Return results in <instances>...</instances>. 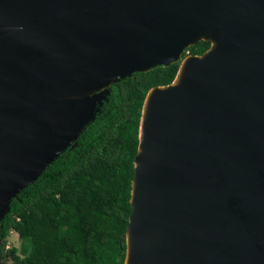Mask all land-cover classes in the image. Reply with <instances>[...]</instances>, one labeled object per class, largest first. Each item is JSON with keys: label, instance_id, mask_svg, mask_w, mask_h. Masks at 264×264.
<instances>
[{"label": "water", "instance_id": "95a60500", "mask_svg": "<svg viewBox=\"0 0 264 264\" xmlns=\"http://www.w3.org/2000/svg\"><path fill=\"white\" fill-rule=\"evenodd\" d=\"M200 40L186 79L153 88L143 147L141 119L124 264H264V0H0V224L111 84Z\"/></svg>", "mask_w": 264, "mask_h": 264}, {"label": "trees", "instance_id": "16d2710c", "mask_svg": "<svg viewBox=\"0 0 264 264\" xmlns=\"http://www.w3.org/2000/svg\"><path fill=\"white\" fill-rule=\"evenodd\" d=\"M211 47L200 40L168 66L111 84L74 145L10 205L0 224V261L10 264H124L131 186L145 99L170 86L185 57ZM11 232L18 247L6 248Z\"/></svg>", "mask_w": 264, "mask_h": 264}, {"label": "bare ground", "instance_id": "6f19581e", "mask_svg": "<svg viewBox=\"0 0 264 264\" xmlns=\"http://www.w3.org/2000/svg\"><path fill=\"white\" fill-rule=\"evenodd\" d=\"M193 63V59L191 57H185L180 64L176 79L173 83L174 86L182 83L189 71H190V67ZM122 76H114L112 78V80H117L120 79ZM107 90V85L103 84L100 85L99 87L95 88V89H87V90H76V91H71V92H67V93H63L60 94L54 98H52L49 102H47L46 104H41V106L44 105H49L52 103H56V102H65V101H80V100H84V99H89L94 95H97L100 92H104ZM159 91V89H152L146 99L145 105H144V109H143V120L141 123V137H140V142H141V147H143V145H145L146 142V132H147V119L150 115L151 112V105H152V101L154 96L156 95V93ZM34 106H39V104H33ZM132 231V229H131ZM128 244L129 247L131 249H133V235L132 232H129L128 235Z\"/></svg>", "mask_w": 264, "mask_h": 264}, {"label": "rangeland", "instance_id": "374dc122", "mask_svg": "<svg viewBox=\"0 0 264 264\" xmlns=\"http://www.w3.org/2000/svg\"><path fill=\"white\" fill-rule=\"evenodd\" d=\"M214 47V43L211 42V48ZM188 57V56H187ZM19 239L16 233L11 232L8 238L6 239V248L9 247H18L19 246ZM0 264H10V261L8 260H3L0 261Z\"/></svg>", "mask_w": 264, "mask_h": 264}]
</instances>
